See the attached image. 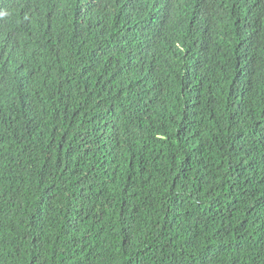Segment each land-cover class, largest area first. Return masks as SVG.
Listing matches in <instances>:
<instances>
[{
    "label": "trees",
    "instance_id": "16d2710c",
    "mask_svg": "<svg viewBox=\"0 0 264 264\" xmlns=\"http://www.w3.org/2000/svg\"><path fill=\"white\" fill-rule=\"evenodd\" d=\"M0 264H264V0H0Z\"/></svg>",
    "mask_w": 264,
    "mask_h": 264
}]
</instances>
